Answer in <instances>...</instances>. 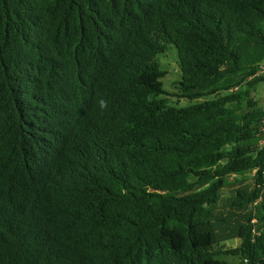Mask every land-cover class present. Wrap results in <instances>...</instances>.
<instances>
[{
    "label": "trees",
    "instance_id": "trees-1",
    "mask_svg": "<svg viewBox=\"0 0 264 264\" xmlns=\"http://www.w3.org/2000/svg\"><path fill=\"white\" fill-rule=\"evenodd\" d=\"M263 62L264 0H0V264H264Z\"/></svg>",
    "mask_w": 264,
    "mask_h": 264
},
{
    "label": "rangeland",
    "instance_id": "rangeland-1",
    "mask_svg": "<svg viewBox=\"0 0 264 264\" xmlns=\"http://www.w3.org/2000/svg\"><path fill=\"white\" fill-rule=\"evenodd\" d=\"M178 57L176 48L172 44L166 46L165 51L157 57V62L161 69L166 71L165 77L161 80L163 82V89L169 95H166L168 98V103L175 106H186L188 104L194 103L195 101H188L186 99H178L175 96L171 95L176 93L174 81L180 79V70L178 67ZM253 96L258 100L259 104L264 107V82L257 84L256 88L253 91ZM264 140L260 141L262 144ZM253 172H245L238 174L236 176H231L227 178L229 186L222 192V198L226 199L232 195L236 187H242L250 185L252 182ZM236 182V183H235ZM240 240L237 238L226 239L225 241L220 242L216 248L223 250H228L235 248L239 245ZM220 258L228 261L229 263H235L238 258L231 255H221Z\"/></svg>",
    "mask_w": 264,
    "mask_h": 264
},
{
    "label": "built area",
    "instance_id": "built-area-1",
    "mask_svg": "<svg viewBox=\"0 0 264 264\" xmlns=\"http://www.w3.org/2000/svg\"><path fill=\"white\" fill-rule=\"evenodd\" d=\"M258 73L260 75L264 76V62L260 65V69H259ZM263 131H264V129H263Z\"/></svg>",
    "mask_w": 264,
    "mask_h": 264
}]
</instances>
